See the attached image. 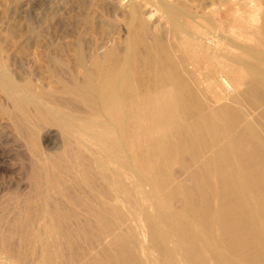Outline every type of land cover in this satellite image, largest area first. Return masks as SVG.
<instances>
[{
    "label": "bare ground",
    "instance_id": "6f19581e",
    "mask_svg": "<svg viewBox=\"0 0 264 264\" xmlns=\"http://www.w3.org/2000/svg\"><path fill=\"white\" fill-rule=\"evenodd\" d=\"M186 1L121 0L124 48L86 57L78 47L81 77L64 92H33L0 65L30 182L0 206V249L22 264H150L151 250L154 264H264V24L231 18L252 40L249 58L209 57L206 101L157 35L176 32L173 48L190 55ZM46 127L59 138L48 151Z\"/></svg>",
    "mask_w": 264,
    "mask_h": 264
},
{
    "label": "rangeland",
    "instance_id": "374dc122",
    "mask_svg": "<svg viewBox=\"0 0 264 264\" xmlns=\"http://www.w3.org/2000/svg\"><path fill=\"white\" fill-rule=\"evenodd\" d=\"M245 1H249V3L243 4L242 2H244V0H237L236 3L231 1L228 2V0L186 1L189 5L188 8L191 7L190 11L194 14V18L197 21L199 20V24L197 21L193 22L198 25L194 24L195 26L193 25V27L189 28L187 31L190 39V41L188 40V45H190L188 48H191L192 51L195 49L194 47L198 48L197 60L196 55L191 57L194 53L189 50L190 53L187 50V45V54L190 55L183 54V52H181V47V49H179L178 46H175V49L173 48L175 40L171 38L173 37L171 33L173 35L175 34V37H178L176 36V32L168 33L164 30L163 33L162 31H159L160 33L157 32V35L160 34L159 36L164 34V37L162 36L161 38L163 41L165 38L166 44H172L173 51L179 50L182 57L179 58V56H177V51L174 56H177L180 61L184 60L182 63L188 66L181 64L177 59L180 65L185 68L187 67L186 69L189 71L192 67L190 73L184 69V72L186 71V74H189L188 78L183 72L182 74H184L183 76L186 75L185 79L187 81L193 76L190 83H195V86L194 84L193 86L196 90L200 89V91L197 90V92H199L206 101L212 99V90L209 91L205 89V76L207 75H202L204 73L208 74V76L210 75L209 67L208 65L206 66V64L210 63L209 61L211 58L209 57L215 55L217 58L219 57L218 60H226L227 58L243 56L248 59L249 57L243 54L244 52L241 47L251 44L249 42L252 40H247L245 37L246 35H244V38L240 35L241 28L240 26L237 28L241 20L239 18L243 16L242 19H244L243 21L241 20V22L247 24L250 21L249 23L257 24V28H260L264 24V0ZM239 4L243 7L239 6ZM236 5V10L238 8L239 10L241 9L240 11L235 10ZM125 8V4L121 3V0H0V65H3L10 72L11 77L16 82H30L33 92H64V89L71 84L72 77L70 74H77L78 78L81 77L80 70L76 69L77 61L76 53L74 52L78 47L83 50L86 57H90L93 52L97 54L100 53L98 55H101L102 52L106 53V49L108 48H124L123 43L125 42L124 38H126L125 35H127V32L125 26L121 24L118 18L119 14L122 12L121 10ZM232 10H235V12ZM246 13L249 17L250 15L254 16L255 21H248L246 18L249 17ZM231 18L236 21L239 20L237 21V25ZM192 19L189 18L188 21H192ZM196 26L198 28H196ZM191 29H194L196 32ZM257 30L258 33L256 32V34L258 37L256 34L255 37L262 39V34L259 29ZM154 31H156V29H154ZM183 34L184 33H182V35ZM151 35L152 34H149V36ZM177 35L180 36V33L177 32ZM168 36H170V39ZM190 37L193 40H191ZM169 40H171V43ZM239 40L243 42L239 44ZM148 41H150L149 38ZM193 41L196 42L194 43ZM142 46L140 45V47L144 49ZM80 49L78 48L76 51ZM200 52L205 54L206 57L204 58L203 54V56H201ZM238 52H242V54ZM199 55L201 60H206V63L201 61L204 63L205 71L202 64L201 68L200 65H195L198 69L192 64L198 60L200 62ZM188 56H190V58ZM186 59H189V62ZM74 66L76 67L74 68ZM181 66H179L180 69ZM201 71L202 74L199 73ZM194 72L197 73V76ZM231 88L232 87H229L228 89L229 93H238L237 90L234 91L231 90ZM214 89L215 92H224V87L221 85H217ZM252 101L253 99H249V103H252ZM210 102L213 104V101ZM52 106L57 107L56 104H52ZM11 107L9 100L5 97L3 90L0 88V206H4V202L6 200L9 201L11 196L15 195L14 192L17 193L21 191L19 193H23L25 191L24 193H26L28 189H30V182L27 179L25 166L29 163V152L27 153L26 148L22 145L23 141L18 134L16 125L9 119L8 114L6 115V112L10 111ZM62 111L65 112V114L70 112L68 108H63ZM51 129L52 127H46L39 132V144L43 149H47V151L48 149H54L53 145L56 142L58 144L59 139L58 136L54 137V135H51ZM21 147H23V149ZM70 172L72 173L73 171L70 169ZM95 226L96 228L98 227L97 231L101 232V234L106 230V228L100 224H96ZM110 238L111 236H106L105 241ZM0 253V264H22L20 260L10 256L6 251L0 249ZM157 255V252L154 250L148 253L146 252V256L152 261L150 264H154L153 261L157 258ZM144 257L145 255L141 253L140 258L143 259Z\"/></svg>",
    "mask_w": 264,
    "mask_h": 264
}]
</instances>
